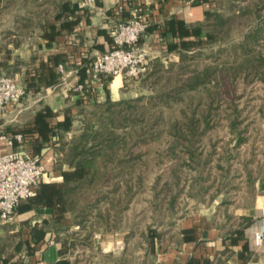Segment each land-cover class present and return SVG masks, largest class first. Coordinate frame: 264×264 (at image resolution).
I'll use <instances>...</instances> for the list:
<instances>
[{
	"label": "rangeland",
	"instance_id": "374dc122",
	"mask_svg": "<svg viewBox=\"0 0 264 264\" xmlns=\"http://www.w3.org/2000/svg\"><path fill=\"white\" fill-rule=\"evenodd\" d=\"M10 7L0 11L2 39L24 40L28 37L24 32L37 34L32 29L34 19L30 24L19 23L24 29L15 25L14 15H25V8ZM46 10L51 13L49 7ZM220 14L225 23L217 28L218 38L210 47L184 59L153 58L143 76L128 80L132 85L137 82L129 87V96H144L146 102L151 96L156 99L147 102L145 119L138 108L132 111L127 133L117 131L121 143L108 164L109 171L115 167L116 173L109 172V178L103 180L99 169L100 174L78 188L80 225L70 233L83 230L77 240L89 230L99 234L106 219L115 229L123 230L124 247L128 238L129 262L123 264H137L144 255L143 239L149 225H169L170 218L177 219L193 207L195 211L201 207L213 211L225 196L223 206L240 215L250 203V181L264 174V0H229ZM118 83L114 79L113 85ZM161 95L163 101L156 97ZM206 117L209 128L203 132ZM80 126V119L74 118L63 142H71ZM172 131L183 132L185 141L178 143L168 134ZM136 140L141 143L133 145ZM171 144L176 146V155L170 151ZM117 160L120 163L116 164ZM203 176L209 177L207 183H202ZM218 184L220 197L211 202L190 196L200 189L213 194ZM206 186L208 189L202 190ZM173 194L178 195L174 212L168 206ZM97 213L103 214V221ZM81 244L77 242V247L83 250ZM121 255L100 256L98 264H122Z\"/></svg>",
	"mask_w": 264,
	"mask_h": 264
},
{
	"label": "crops",
	"instance_id": "0c3cea01",
	"mask_svg": "<svg viewBox=\"0 0 264 264\" xmlns=\"http://www.w3.org/2000/svg\"><path fill=\"white\" fill-rule=\"evenodd\" d=\"M193 1L97 0L90 7L77 6L68 27L51 18L50 28L25 37L18 47L2 39L0 26V73L18 62L11 76L25 86V95L8 103L0 116V153L22 150L38 155L47 173L35 187L37 194L20 200L12 219L0 222V264H77L81 250L70 247V231L76 226L61 208L65 180L56 168L57 147L70 135L80 106L124 98L137 84L121 77L116 85L115 78H92L84 66L112 47L110 29L133 5L143 7L147 28L139 44L152 59L175 56L181 47L195 50L203 36L190 26L201 22L206 12L219 10L221 0ZM79 83L83 89L74 90ZM18 134L21 141L15 138ZM262 184L252 205L238 213L252 219L248 226L229 233L210 208L201 207L180 219L169 235L154 240L151 264H264V242L256 246L250 229L264 224V178ZM51 185L59 189L53 197L41 191ZM123 241V231L92 237L93 247L105 254H123Z\"/></svg>",
	"mask_w": 264,
	"mask_h": 264
},
{
	"label": "trees",
	"instance_id": "16d2710c",
	"mask_svg": "<svg viewBox=\"0 0 264 264\" xmlns=\"http://www.w3.org/2000/svg\"><path fill=\"white\" fill-rule=\"evenodd\" d=\"M194 3L197 2L196 0L193 1ZM229 0H221V6L220 9H214L211 11L206 12L204 19L201 22H198L194 24L193 26H190L191 28L196 31L197 34H202L203 38H200L197 42V48L191 52H188V50L184 47H181L179 50L176 51L175 56L180 57V59H184L188 54H194L199 53L205 50L206 47H210L218 38V31L217 28L220 25H223L225 23V18L222 17L220 13L224 12L226 7L228 6ZM11 4V8H19L23 7L25 8V15L22 14V16L15 14L14 20L15 25L18 27L20 24H30L29 22L34 19V30H37V32H44L48 28L51 27L50 19L53 18L55 21H60L62 25L68 27L71 25L72 20H69V16L74 13V11L77 9V2H72L71 0H0V11L6 6ZM49 7L51 9V13L49 14V11L46 10V8ZM37 9V10H36ZM36 13V15H35ZM32 17V18H31ZM35 17V18H33ZM28 21V22H27ZM27 22V23H26ZM25 27L27 25H24ZM21 29L23 27L19 26L18 28ZM23 36H31L27 32H24L22 34ZM13 45L15 47H18L22 40H12ZM156 61V60H154ZM18 62H14L9 68L7 67V70L5 71L6 74L11 75L14 71V66L18 65ZM153 67L156 68L157 65L155 62H153ZM150 66V65H149ZM13 67V68H12ZM12 68V69H11ZM217 82H215L216 84ZM160 99V101H163V95L156 96ZM150 100H155V96H151L148 98ZM149 100V101H150ZM147 101V102H149ZM166 103H168L167 98L164 99ZM147 102L145 101L144 96H137V97H125L120 99H111L106 98L103 101L96 102L92 105L91 108L82 107L80 106L78 108L77 116L80 119V122L82 126H80L78 130V134L74 136V139L69 142H63V140H60L57 151L60 153V155L57 157L56 160V168L61 170V175L63 176L65 182L62 186V204L61 208L64 211H67L70 213L71 218L73 220V224L76 226H79L80 223H77L78 219V211L81 209L79 206L78 199H76V196L80 195L78 192V188L81 184L84 182L92 180L96 174H100L101 172L104 173V178L101 177L103 180L108 179L109 172L116 173V168L112 167L113 171H109L108 164L113 162V154L112 151L117 152L118 147L116 145H119L121 142L120 134L117 133L119 129L121 131H125L127 133L129 125L131 122V119H133L131 116L134 112V110L137 111L139 108L142 112V117L145 119V112L147 110ZM144 110V111H143ZM96 116L95 120L94 118ZM261 116L264 120V105L261 109ZM75 117V118H76ZM88 117V118H86ZM85 118V120H84ZM207 118H205V130L209 128V123L207 122ZM99 124V125H98ZM101 124V125H100ZM174 126V124H173ZM136 133V131H133V134ZM169 135L177 139L178 143L181 141H185L184 133H179V131L176 132H168ZM183 135V136H182ZM138 137V136H136ZM141 143V141H134L133 145H137ZM179 145V144H178ZM170 151H173V154L176 155L178 151H176L175 144H171L169 146ZM172 154V155H173ZM191 154V153H190ZM145 157V153L142 154ZM141 156V157H143ZM99 158V160H98ZM189 159V158H188ZM186 159L185 161H188ZM191 159L193 157L191 156ZM174 160V156L172 158ZM120 163L119 160L116 161V164ZM172 163V162H171ZM66 166V169H63V167ZM118 167V166H117ZM120 171V169L118 170ZM250 178V177H249ZM264 178V174L261 177H258L257 179H253L250 182L252 189V194L249 195L250 203L245 206L243 209L249 208L255 198V195L263 189L262 180ZM209 177L202 178V183H207L209 180ZM217 183H219V179L217 180ZM46 185V184H43ZM53 185V184H52ZM51 189H41L42 192H45L47 196H52L54 194L57 195V192L59 189L55 188L54 186ZM220 184H218L216 191L211 193H203L201 192V189L198 190L200 193H196L197 195H191L193 197H197V199H200L204 197L207 202L213 201L216 197H220ZM209 187V186H208ZM208 187H203L202 190L208 189ZM38 190V188H37ZM38 192V191H37ZM35 191V195L37 194ZM203 193V194H202ZM34 195V196H35ZM178 195L173 194L168 200V206H170V209L174 211L177 210L178 206H175V200H177ZM157 199V197H155ZM105 200L108 199L107 196L104 197ZM103 200V199H99ZM227 200V197L224 198L221 197V203H218L217 207L214 208L212 212V217L215 219L217 224L220 227L226 228L229 233L236 229V228H244L245 226H248L252 219L245 215H236L235 213L229 212L228 209H226L223 204H225ZM195 208V207H193ZM193 208L188 209L186 213H184L179 218L175 219L174 217L171 219L169 225L167 224H160L158 225H149L146 229L145 237L143 239L144 244V255L139 257V261H137V264H151L152 263V244L155 239H158L160 236L164 234H170L172 232V229L175 227V224L185 216L191 214L195 210ZM92 209V208H90ZM176 215L178 214L175 213ZM174 215V214H173ZM99 219L103 221L104 216L103 214H98ZM110 217V216H109ZM99 221V222H101ZM82 231H74L70 233V247L73 250L78 249L77 242L82 243L81 246H83V250H81V253L78 254V256L75 259V262L77 264H98V258L100 256L102 257H110L111 254L109 253H101L99 250H96L93 247L92 243V237L95 233V230H89L88 234L82 239L77 240V236L82 237ZM123 231L122 229H115L113 225H109L108 222L105 219V225L104 228L100 231L101 233L105 232H119ZM128 238H125L126 245L123 248V254L120 257V261L122 264L128 263V250L127 247L129 245V242L127 240Z\"/></svg>",
	"mask_w": 264,
	"mask_h": 264
},
{
	"label": "built area",
	"instance_id": "2783aa9c",
	"mask_svg": "<svg viewBox=\"0 0 264 264\" xmlns=\"http://www.w3.org/2000/svg\"><path fill=\"white\" fill-rule=\"evenodd\" d=\"M97 0H76L78 7H90ZM122 8V6H119ZM147 28L142 5H133L126 18L119 19L110 29L112 47L97 53L84 66L92 78L101 75L113 80L117 76L137 79L143 76L152 59L146 48L139 44ZM82 84L74 86L81 91ZM25 95V86L14 77L0 73V116L5 106L17 102ZM4 138V136H0ZM21 141V135L15 136ZM9 144L11 141H7ZM47 173L38 155H28L22 150L0 153V222L12 219L15 208L22 199L35 195L38 182L46 179ZM256 246L264 242V224L250 226Z\"/></svg>",
	"mask_w": 264,
	"mask_h": 264
},
{
	"label": "bare ground",
	"instance_id": "6f19581e",
	"mask_svg": "<svg viewBox=\"0 0 264 264\" xmlns=\"http://www.w3.org/2000/svg\"><path fill=\"white\" fill-rule=\"evenodd\" d=\"M115 80L119 81V80H120V77H119V76H117V77L115 78Z\"/></svg>",
	"mask_w": 264,
	"mask_h": 264
}]
</instances>
